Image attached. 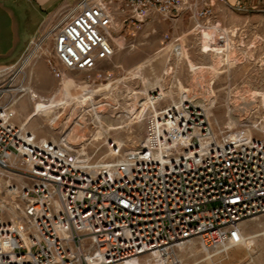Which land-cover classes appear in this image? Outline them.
<instances>
[{
	"label": "built area",
	"instance_id": "1",
	"mask_svg": "<svg viewBox=\"0 0 264 264\" xmlns=\"http://www.w3.org/2000/svg\"><path fill=\"white\" fill-rule=\"evenodd\" d=\"M220 4L230 3L65 4L31 44L58 80L54 96L39 97L25 85L31 46L0 68V264H187L194 246L227 254L242 243L243 223L264 214V91L237 95L228 109L232 126L216 130L208 86L204 96L189 87L161 96L159 88L146 91L139 70L125 80L100 68L148 22L176 24L188 15L193 33L214 29ZM230 5L248 10L241 2ZM259 5L251 9L264 8ZM171 46L182 54L180 42ZM78 71L96 76L83 86L74 80L76 97L61 100L64 79ZM26 93L46 106L61 100L56 121L65 123L55 129L57 138L16 123L13 106ZM125 114L121 128L142 120L144 130L123 146L103 123ZM79 126L84 136L76 135ZM102 130L107 134L98 138Z\"/></svg>",
	"mask_w": 264,
	"mask_h": 264
},
{
	"label": "rangeland",
	"instance_id": "2",
	"mask_svg": "<svg viewBox=\"0 0 264 264\" xmlns=\"http://www.w3.org/2000/svg\"><path fill=\"white\" fill-rule=\"evenodd\" d=\"M251 8L248 6V10H241L230 4H220L216 17L219 23L217 27L208 30V32H204L205 29L199 34L192 32L193 22L188 15H185L183 20L176 24L172 21L148 22L135 38L126 36L123 48L118 50L113 58L101 62L100 68L111 71L113 78L127 80V77L138 70L137 66L140 63L151 59V64L144 63L147 68L143 70V75L152 82L159 78L167 95L172 93L176 95L180 83L184 87H189L199 96L206 95L204 89L208 86L210 90L212 89L215 99V105L210 109V112L212 125L217 130V126L223 127L228 124V109L237 95L264 91V8L259 11ZM165 34H169L171 37L168 41L180 42L182 54L177 56L173 52L172 42L165 40ZM34 48L35 46L32 45L25 54L24 62L31 56ZM41 52L43 53V51ZM41 52L32 54V58L25 65L24 71L27 74L25 85L39 97L48 98L57 93L60 85L51 70L47 68L42 71L37 68L39 62L46 63L45 55ZM23 61L22 64H24ZM170 71L171 73H169ZM68 75L77 84L83 86L88 82L86 80L95 78L96 71L70 72ZM98 82L100 81H97L99 85ZM140 82H138L139 88H142ZM130 83L135 85L131 81ZM101 84L106 85V82ZM118 97L122 107L127 102L128 96L124 91ZM24 101L27 104L25 110L22 109ZM42 103L44 102L41 99L32 101L30 94L27 93L19 97L18 102L13 106L17 116L16 123L22 124L26 115ZM168 103L169 100L162 102L161 105ZM128 116L125 114L119 119H105L103 125L107 129L111 124H125L129 121ZM63 119L57 120L55 126L64 124ZM36 121L43 125L42 119L38 118ZM76 128V135L84 136L86 134L84 130L80 129V126ZM143 130V122L140 120L130 124L125 132L116 135L114 130H111L110 133L113 138L122 139L125 144L131 145L141 138ZM42 131L37 133L38 137L49 139L58 136V132L49 126L43 127ZM242 230L248 235L264 230V214L245 221ZM193 249L194 254L185 257L187 264L193 262L220 264L227 257L243 258V249H245L244 256L252 252V254L255 253L253 256L264 258V237H259L256 245L250 249L244 246H235L229 250L228 254L225 252L201 253L196 249V246Z\"/></svg>",
	"mask_w": 264,
	"mask_h": 264
},
{
	"label": "crops",
	"instance_id": "3",
	"mask_svg": "<svg viewBox=\"0 0 264 264\" xmlns=\"http://www.w3.org/2000/svg\"><path fill=\"white\" fill-rule=\"evenodd\" d=\"M78 1L0 0V68L17 63L31 46L32 41L43 31L46 22L56 17L65 4L75 5ZM227 1L232 5L238 2L247 6L263 5L262 0ZM37 68L45 71L48 66L41 61L38 63ZM243 251V258L235 257V259H232L227 257L220 264H264L263 257L253 256L255 253L252 254V252L244 256L245 249ZM190 264L200 263L193 262Z\"/></svg>",
	"mask_w": 264,
	"mask_h": 264
},
{
	"label": "bare ground",
	"instance_id": "4",
	"mask_svg": "<svg viewBox=\"0 0 264 264\" xmlns=\"http://www.w3.org/2000/svg\"><path fill=\"white\" fill-rule=\"evenodd\" d=\"M146 62H147V64L148 63L151 64L152 60L148 59V60L140 63L139 66H137V68L139 70L138 72L142 76L143 83H145L146 91L153 90L155 88H159L160 89L159 94L161 96H166L167 94H166L159 78H156L155 81L152 82V81L147 80V78L144 77V75H143L144 71L143 70L145 68H147V67H145L146 65H144V63H146ZM73 84H74V79L71 76H67L64 79V82L62 84L63 85V88H62L63 89V94H62L63 97L61 98V100H63V98H69V97L75 98L76 97L77 92L74 93V91H73L74 85ZM179 86H180L181 90L185 89V87L183 86L182 83H180ZM83 89H84V87H83ZM209 92H211L210 89H209ZM33 93H35V92L33 91ZM257 93H260V92H257ZM61 100L54 98L51 104L46 106V104L42 103V104L38 105L37 107H35L32 112L28 113L26 115L27 117H26L25 121L23 122V123H25V125H27L28 130L31 131L33 134L34 133L37 134L40 131L43 132L42 128L45 126H49L52 130H55L57 128V126H55V124L57 123V121H56L57 110H56L55 106H57L59 104L58 102ZM53 104H55V105H53ZM212 105H213V102H212ZM26 108H27V104L24 101L22 104V109L25 110ZM38 118L43 120V125H41L40 123H38L36 121V119H38ZM130 124H132V122L127 123V125L123 126L122 128L119 126V124H118V126L111 124L110 128H108V131L114 130L116 135H118L121 132L127 131L128 128L130 127ZM228 124H229V126H232L233 122L230 121V122H228ZM105 134H107V132H105L103 130L99 131L97 137L100 138V137L104 136ZM116 142L120 145H123V146L125 145L122 139L117 138ZM242 233H243V241L241 244L237 245L238 247L244 246V247L250 249L252 246L256 245L257 239L259 237H264V230H262L260 232L250 233L249 235L246 234L244 232V230H242Z\"/></svg>",
	"mask_w": 264,
	"mask_h": 264
}]
</instances>
